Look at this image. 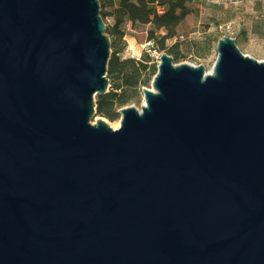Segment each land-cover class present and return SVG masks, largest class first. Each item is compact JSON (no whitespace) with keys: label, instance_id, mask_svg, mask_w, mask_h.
Listing matches in <instances>:
<instances>
[{"label":"water","instance_id":"1","mask_svg":"<svg viewBox=\"0 0 264 264\" xmlns=\"http://www.w3.org/2000/svg\"><path fill=\"white\" fill-rule=\"evenodd\" d=\"M103 32L96 0H0V264H264V62L160 55L112 131Z\"/></svg>","mask_w":264,"mask_h":264},{"label":"rangeland","instance_id":"2","mask_svg":"<svg viewBox=\"0 0 264 264\" xmlns=\"http://www.w3.org/2000/svg\"><path fill=\"white\" fill-rule=\"evenodd\" d=\"M185 7L189 14L174 30V38L164 42L161 52L153 50V54H145L142 50L143 45L149 42L145 40L146 27H130L124 24L119 28L122 33L121 40L116 42L109 34L112 20L98 16L107 42L113 45L108 48L106 63L118 50L115 57L119 61L145 62L146 69L138 79L143 87H138L136 92L126 91L127 101L120 109L132 108L138 112L142 103L140 90H149L154 75L148 76V71L152 68L155 73L158 57L165 55L170 58L168 51L171 48H174L177 58L172 65L200 67L204 73L208 71L215 59L216 42L226 38L222 32L223 27H228L235 34L234 46L240 55L254 62H264V0H206V3L185 0ZM101 12L106 13L108 10L104 7ZM157 35L162 34L159 32ZM109 87L110 82H107L106 93ZM98 120H102L110 129L118 121V116L113 122H107L93 115L89 124L93 125Z\"/></svg>","mask_w":264,"mask_h":264},{"label":"trees","instance_id":"3","mask_svg":"<svg viewBox=\"0 0 264 264\" xmlns=\"http://www.w3.org/2000/svg\"><path fill=\"white\" fill-rule=\"evenodd\" d=\"M97 5L98 16L112 20L109 34L116 42L121 40L120 26L127 24L130 27H146L145 40L153 43L152 49L156 52L163 50L165 41L174 38V30L189 14L185 0H97ZM104 7L108 12H101ZM159 32L161 36L157 35ZM110 47L113 45L108 43V48ZM173 50L171 48L168 51L171 64L177 61ZM116 53L105 65L104 78L106 82H110L109 91L92 99L94 116L107 122H113L117 118L116 111L126 104V91L136 92L138 87H143L138 79L146 69L145 62L119 61L115 57ZM153 74L154 71L150 68L148 76Z\"/></svg>","mask_w":264,"mask_h":264},{"label":"built area","instance_id":"4","mask_svg":"<svg viewBox=\"0 0 264 264\" xmlns=\"http://www.w3.org/2000/svg\"><path fill=\"white\" fill-rule=\"evenodd\" d=\"M196 1L206 3V0H196ZM157 11H159V10H157ZM222 32L226 36L227 39H230L233 41V43H235V34H232L228 27H223ZM142 50L145 54H153L152 43L146 42L143 45Z\"/></svg>","mask_w":264,"mask_h":264},{"label":"bare ground","instance_id":"5","mask_svg":"<svg viewBox=\"0 0 264 264\" xmlns=\"http://www.w3.org/2000/svg\"><path fill=\"white\" fill-rule=\"evenodd\" d=\"M210 73H211V68L208 70V71H206L205 73H204V75L205 76H208V75H210ZM142 106V103L140 104V107ZM116 127H117V122L114 124V126L112 127V128H110V130H115L116 129Z\"/></svg>","mask_w":264,"mask_h":264}]
</instances>
